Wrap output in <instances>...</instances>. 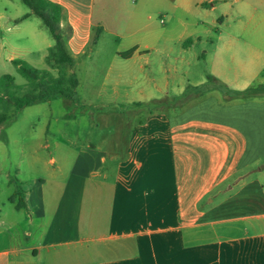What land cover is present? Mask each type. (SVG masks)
<instances>
[{"label":"crops","instance_id":"crops-1","mask_svg":"<svg viewBox=\"0 0 264 264\" xmlns=\"http://www.w3.org/2000/svg\"><path fill=\"white\" fill-rule=\"evenodd\" d=\"M47 1L61 7L75 73L81 57L92 62L107 44L105 9L96 11V0ZM27 8L0 0V31L41 45L47 63L54 40L29 23L37 16ZM141 17L130 15L127 49L112 51L107 78L134 77L145 39L157 37L138 35ZM193 37L201 41L185 25L174 38ZM133 48L131 58L121 56ZM40 70L58 76L48 63ZM263 89L243 88L234 95H251L231 101L210 95L172 115L151 112L129 134L72 146L50 185L38 176L28 205L13 204L28 212L29 227L10 231L21 221L0 210V264H264Z\"/></svg>","mask_w":264,"mask_h":264},{"label":"rangeland","instance_id":"rangeland-1","mask_svg":"<svg viewBox=\"0 0 264 264\" xmlns=\"http://www.w3.org/2000/svg\"><path fill=\"white\" fill-rule=\"evenodd\" d=\"M101 8L109 26L102 37L107 44L100 45L96 60L79 59V104L60 98L17 111L13 98L36 91L38 82L22 77L9 58L39 70L47 63L41 45L0 31V77L11 75L16 83L9 95L0 94V116L5 117L0 124V210L8 212L9 221H21L10 231H24L30 215L17 212L9 198L19 189L27 206L36 195L38 176L50 185L53 170L75 154L72 146L129 134L150 112L172 115L210 95L231 101L251 95H234L243 88H264V0H96V11ZM135 10L142 13L138 35L154 31L157 37L145 39L149 45L141 47V59L130 70L134 77L107 78L112 53L127 49L123 37ZM29 23L51 38L39 18L33 16ZM185 25L188 35L201 41L177 42L174 37ZM258 51L256 72L251 61ZM52 158L56 164L50 163Z\"/></svg>","mask_w":264,"mask_h":264},{"label":"trees","instance_id":"trees-1","mask_svg":"<svg viewBox=\"0 0 264 264\" xmlns=\"http://www.w3.org/2000/svg\"><path fill=\"white\" fill-rule=\"evenodd\" d=\"M28 6L33 14L41 19L45 27L54 40V46L51 49L47 63L58 69L56 78H47V71L38 70L22 61H12L17 67L18 73L27 80L37 81L38 88L32 93H27L21 97L13 98V105L17 111L24 108L34 106L40 103L51 102L57 99H64L71 103H80L78 92L79 79L76 73L72 72L75 61L70 56L60 30L61 7L50 3L47 0H21ZM28 15L22 19H26ZM136 48L121 54L125 59L131 58L136 52ZM16 86L15 78L11 75L0 77V94L9 95L11 90ZM264 93V89L262 90ZM3 97L0 96V100ZM138 107H148V104L138 103ZM151 113V112H150ZM5 120L4 116H0V124ZM9 202L14 204L16 210H22L26 207V203L21 196L19 189L9 198Z\"/></svg>","mask_w":264,"mask_h":264}]
</instances>
